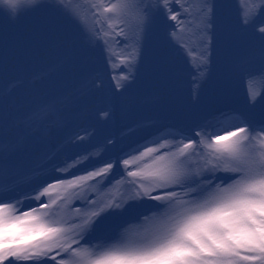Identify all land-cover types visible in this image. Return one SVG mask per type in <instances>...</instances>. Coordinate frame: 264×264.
<instances>
[{
  "label": "snow or ice",
  "instance_id": "snow-or-ice-1",
  "mask_svg": "<svg viewBox=\"0 0 264 264\" xmlns=\"http://www.w3.org/2000/svg\"><path fill=\"white\" fill-rule=\"evenodd\" d=\"M0 264H264V0H0Z\"/></svg>",
  "mask_w": 264,
  "mask_h": 264
},
{
  "label": "rangeland",
  "instance_id": "rangeland-1",
  "mask_svg": "<svg viewBox=\"0 0 264 264\" xmlns=\"http://www.w3.org/2000/svg\"><path fill=\"white\" fill-rule=\"evenodd\" d=\"M167 103V98H162L161 100L157 101L158 105H162ZM166 114L162 110H158L153 108L151 105L142 109L133 110L126 115L122 116L118 122L116 127L118 129H123L127 131L129 127H135V122L139 119H142L146 116H158L160 118H164Z\"/></svg>",
  "mask_w": 264,
  "mask_h": 264
}]
</instances>
